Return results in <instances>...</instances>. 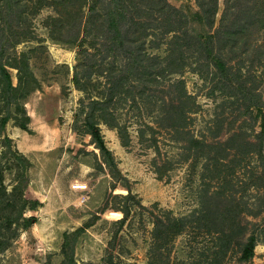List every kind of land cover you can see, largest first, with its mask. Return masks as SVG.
Segmentation results:
<instances>
[{
  "label": "trees",
  "instance_id": "16d2710c",
  "mask_svg": "<svg viewBox=\"0 0 264 264\" xmlns=\"http://www.w3.org/2000/svg\"><path fill=\"white\" fill-rule=\"evenodd\" d=\"M194 3L197 10L186 14L168 0H0V137L11 120L30 133L22 101L33 77L27 54L17 48L35 39L32 20L43 9L51 12L43 20L48 38L75 52L72 83L83 94L75 118L83 116L84 129L108 167L116 166L99 125L117 128L109 109L114 98L126 92L125 85L144 79L158 83L182 75L187 67L203 79L209 75L221 106L236 112L229 129L246 118L258 131L232 128L222 142L193 136L185 142L203 161L198 207L181 217L166 212L152 223L149 264H253L256 246L264 244V91L251 85L228 55L236 53L241 65L251 48L264 66V0H224L222 10L219 0ZM258 35H263L262 42L251 43ZM160 49L163 56L155 53ZM175 84L184 90L183 80ZM167 105L169 119L180 123L173 128L183 130L185 111L174 99ZM218 125L215 139L223 122ZM147 129L154 137L156 130ZM2 140L6 149L1 154L5 162L0 161V260L35 221L25 220L26 212L40 206L26 196L31 162L13 149L10 138ZM237 169L243 170V179L237 177ZM6 174L11 175L8 184ZM130 211H121L123 221ZM83 231L63 234L61 264H74L72 240ZM179 237L188 240L189 251L185 258L171 260Z\"/></svg>",
  "mask_w": 264,
  "mask_h": 264
},
{
  "label": "rangeland",
  "instance_id": "374dc122",
  "mask_svg": "<svg viewBox=\"0 0 264 264\" xmlns=\"http://www.w3.org/2000/svg\"><path fill=\"white\" fill-rule=\"evenodd\" d=\"M168 1L186 14L197 10L194 0ZM223 2L219 0L221 10ZM50 13L43 9L33 18L35 39L17 48V52L27 54L33 77L30 92L22 101L30 133L11 120L0 137L2 163L5 159L1 154L6 149L3 136L31 162L26 196L38 200L40 206L26 212L24 219L33 217L35 221L3 253L0 264H61L63 234L78 228L84 231L72 240L74 264H109L110 260L113 264H149L152 223L164 218L166 212L181 217L198 207L203 161L194 147L187 149L185 142L190 136L208 143L222 142L232 128L257 132L258 126L245 118L229 129L236 112L221 106L209 75L203 79L190 67L182 75L158 83L146 79L132 82L125 85L128 92L118 94L109 109L117 118V128L99 125L116 166L108 167L84 129L83 116L75 118L83 98L72 83L75 52L48 38L43 20ZM262 38L258 35L251 43L258 41L259 45ZM155 53L163 56L162 49ZM228 56L235 69L241 66L251 85L264 91V66H259L251 48L241 57V65L236 53ZM203 72L204 77L206 69ZM11 73L14 77L16 71ZM178 80H183L185 91L175 84ZM171 99L186 113L183 130L174 129L180 123L169 119L167 104ZM219 121L223 127L215 139ZM148 126L156 130L154 137ZM242 173L237 169V177L243 179ZM10 178L6 174L7 184ZM76 182L86 183L88 192L73 191L71 186ZM126 207L131 210L126 220H106L105 213H121ZM188 247L186 238L175 239L170 259L185 258ZM252 261L264 264V244L256 246Z\"/></svg>",
  "mask_w": 264,
  "mask_h": 264
},
{
  "label": "built area",
  "instance_id": "2783aa9c",
  "mask_svg": "<svg viewBox=\"0 0 264 264\" xmlns=\"http://www.w3.org/2000/svg\"><path fill=\"white\" fill-rule=\"evenodd\" d=\"M71 189L75 192H88V185L86 183H78L76 182L71 186ZM104 215H106V220L110 222H122L123 221V214L117 211H111L107 212Z\"/></svg>",
  "mask_w": 264,
  "mask_h": 264
}]
</instances>
